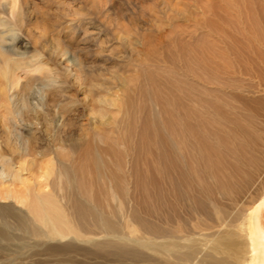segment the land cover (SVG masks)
<instances>
[{"label": "rangeland", "instance_id": "obj_1", "mask_svg": "<svg viewBox=\"0 0 264 264\" xmlns=\"http://www.w3.org/2000/svg\"><path fill=\"white\" fill-rule=\"evenodd\" d=\"M91 1L19 0L11 13L0 0L3 49L23 56V63L28 60L26 68L14 70L18 85L12 89L4 86L7 73L0 68V111L9 107L12 112L2 121L8 127L0 141L13 145L17 154L28 150L24 161L36 165L27 169L21 164L15 187L43 182L38 177L48 167L50 182L63 170L70 174L61 182L64 187L76 176L80 188L94 195L96 207L117 223L124 225L122 216L129 211L162 232L190 226L198 231L201 218L185 198L190 191L181 196L169 181L179 167L169 178L158 173L161 149L154 145L153 130L158 124L168 154L182 163L181 157L191 158L193 152L177 153L174 142L181 134L174 128L198 126L215 135L237 128L252 146L245 157L260 164L243 192L232 191L240 193L233 200H247L264 181V0H98V8ZM25 95L37 108L34 113L23 107ZM210 110L223 120L218 122ZM23 115L30 117L24 123L19 121ZM147 125L151 130L143 137ZM196 134L202 138L200 131ZM25 137L30 139L27 148ZM37 169L42 170L38 175ZM147 176L154 185L144 192ZM157 184L168 200L160 202ZM214 195L220 206L235 211L225 193ZM255 202L248 212L251 238L259 228L264 237V192ZM137 222L126 236L141 233ZM39 250L33 247L25 254ZM251 257L248 264H256L255 254ZM31 258L13 264H40L43 257ZM135 261L127 264H139ZM0 262L5 264L4 257ZM103 262L120 264L82 256L72 264Z\"/></svg>", "mask_w": 264, "mask_h": 264}, {"label": "bare ground", "instance_id": "obj_2", "mask_svg": "<svg viewBox=\"0 0 264 264\" xmlns=\"http://www.w3.org/2000/svg\"><path fill=\"white\" fill-rule=\"evenodd\" d=\"M4 1L11 13L15 12L19 0ZM93 3L94 7H100V1L95 0ZM31 15L28 13L27 17L31 19ZM9 31L13 32L12 29ZM2 35L0 34V59H2L0 61L3 67L0 68H4L7 73L4 86L12 89L18 85L14 70L26 68L28 60L23 63L24 57L18 56L15 51L8 54L3 49L5 38ZM39 62L42 63V61ZM43 64L47 66L44 62ZM45 70L42 69V71ZM3 94L2 89L0 97ZM22 105L27 109V113L37 109L29 102L27 95L23 97ZM0 112V126H3L0 127V136H2L1 134L7 131L8 127L2 121L9 119L12 112L9 107H6V111ZM212 112L213 110L208 111L209 115L218 122L223 120L220 114L213 115ZM29 118V115H23L19 121L24 123ZM160 129L158 124H155L154 130L152 129L155 134L152 136L157 141L154 145L161 149L158 161L162 163H159L158 173L162 177L169 178L170 171L175 172L176 167H179V174L174 178L170 177L169 181L174 184V191L181 196L190 191L189 194L187 192L188 196L184 197L190 201L193 214L201 218L198 231L195 228L191 231L190 226L183 231L168 227L162 232L160 228L156 229L153 225L147 226L148 222L142 214H132L129 211L126 212L127 215L122 216L125 226L120 222L117 223L96 207L94 195L80 188L81 184L76 176L68 188L61 182L64 179L68 180L70 174L63 170L59 174L55 173L51 182L48 181L52 172L48 166L44 174L38 177V179L42 178L43 182L40 180V182L32 181L30 184L21 182L23 188L16 189V177H19L21 164L24 162L27 169H34L36 165L33 161L30 163L24 161L28 157L26 153L28 150L25 153L18 151L19 154H17L13 145L8 142L2 144L0 141V257H4V263L13 264L17 260L23 263L24 260L32 259V256H42L43 258L39 259L40 264H72L77 256H82L86 260L112 258L120 264L124 262L127 264L128 260H136L139 264H248L252 258L251 255L255 254L254 260L256 264H260L264 259V237L262 232H259L260 228L253 232L252 238L250 237L248 212L250 206L264 192V181L257 185L247 200L232 198L240 194L232 191L238 189L239 192H243L246 189L247 183L253 178L260 164L251 161L253 156L245 157L246 154L251 153L252 146L250 142L245 141L244 133L237 128L228 132L223 130V133L219 135L206 130L203 132L198 126H183L179 131L174 128L178 135L181 134V137H178L180 140L175 139L177 142H174L177 153L182 155L187 150L193 152L191 158L181 157L183 160L180 163L177 155L172 159L168 154L167 146L169 145ZM149 130H151L149 127L146 130L141 129V136L147 137ZM199 131L202 136L200 139L196 137ZM24 140L27 148L30 139L25 137ZM229 140L230 143H228ZM235 154H237L236 157ZM29 156L33 157L30 153ZM50 164L52 166L54 162ZM23 167L25 169V166ZM39 169L34 170L37 175L42 171ZM151 180L147 176L146 180L142 181L144 192L152 187L151 184L154 185ZM127 182L130 183L129 180ZM159 185L155 187L158 189L157 192L159 191L158 199L163 202L167 191L162 185L160 189ZM73 187L75 196L72 194ZM195 191H199L198 194L196 192V201H194ZM219 193H225L229 201L235 202L234 212L220 206L221 204L215 200L214 194ZM201 194L204 195L202 197L204 201L198 198ZM5 201H10L16 206L8 202L6 204ZM137 221H140L141 233L138 236L133 235L134 238L126 236L125 231L131 234L134 230L132 224L138 223ZM256 226L258 228V224ZM33 247L40 250L36 254L34 252L32 256L26 255L25 251Z\"/></svg>", "mask_w": 264, "mask_h": 264}]
</instances>
